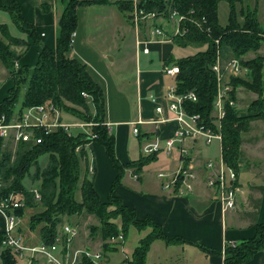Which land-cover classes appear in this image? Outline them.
Wrapping results in <instances>:
<instances>
[{
    "label": "trees",
    "instance_id": "obj_1",
    "mask_svg": "<svg viewBox=\"0 0 264 264\" xmlns=\"http://www.w3.org/2000/svg\"><path fill=\"white\" fill-rule=\"evenodd\" d=\"M32 3L33 0H30ZM225 1L229 6V14L225 26L218 21V3ZM245 0H144L143 8L149 11L160 12L169 3L188 20L182 24L186 32L175 35L171 45L180 49L195 50L194 54L173 60L169 52L164 64L178 66L179 72L175 77L176 94H185L193 91L197 101L184 103L189 114H200L206 118L212 111V104L216 96V79L212 71V64L220 50L224 59L236 57L248 70L245 77L231 80L233 91L231 98L235 99V89L243 87L258 94V98L249 103L246 115H239L236 107L226 106V115L222 120V157L226 165L238 173L241 160V134L250 128L252 120H264V98L262 99V68L264 57L257 56L243 60L249 51H257L264 43V34L256 20L255 9L237 11V4ZM258 1V0H255ZM63 7L57 21L56 45L54 49L43 46L39 40L38 32L33 23L24 20L20 6L15 0H0V11L3 10L10 16L12 24L26 34L29 39L42 45L38 60L32 67L19 66V55L24 52L29 43L10 34L6 24L0 25V66L4 67L8 77L12 80V87L7 90V95L0 102V117L11 116L16 111L35 104L51 100L61 109L64 107L76 117L85 122H94L91 134L95 137L87 139L86 133L77 136L65 130H57L48 135L42 134V143L20 142L15 146H3L0 139V200L7 198L11 193L22 195L23 205L13 211L19 217L23 216L26 208L35 207L38 203L34 194L23 184L29 177L32 185L38 183L40 205L42 211L34 214L29 220V229H40V242L52 245L56 238L63 217L87 213L95 216L98 226L91 227L92 236L98 234L102 244V252H110L116 247L109 244L112 237L122 234L125 240L128 231L134 227L137 231L150 232L139 239V244L130 254L131 256L122 264H145L147 253L156 240L163 241L166 245L182 244L184 239L166 237L162 226L155 223L149 216L137 218L136 211L129 209L121 199L113 195L116 187L121 185L122 177L126 170L133 169L139 173L142 167L156 159V154L149 156L140 155L135 161L122 163L115 154V140L105 124V97L101 86L89 75L86 65L71 58L74 33L77 29L78 7L89 5L111 4L118 8L127 21H131V4L122 1L114 3L110 0H61ZM47 5V4H46ZM49 6V5H48ZM42 10H47L46 7ZM242 15L243 23L237 21ZM204 17L205 22H202ZM201 22L202 27H209L208 32H202L194 22ZM218 41L216 45L215 41ZM22 46L21 52L13 47ZM23 94L21 100L19 96ZM87 97V98H86ZM88 98L91 99L94 113L90 112ZM70 103L74 109L64 105ZM79 107V109L75 108ZM149 134H140L138 138L149 139ZM93 141L103 146L105 155L109 158L116 176L111 182L108 201L101 202L98 198L93 178L88 179L85 170L81 178L80 165H86L85 145ZM13 149V150H12ZM48 157L44 167L39 165L40 156ZM32 170V173L30 172ZM80 192V200L75 199ZM4 233H0V264H17L12 250L1 245ZM254 237L239 243H226L222 264H243L250 261L258 252L264 253V223L257 224ZM206 253L221 252L209 250L198 244ZM82 264H93L91 260L83 258Z\"/></svg>",
    "mask_w": 264,
    "mask_h": 264
},
{
    "label": "crops",
    "instance_id": "obj_2",
    "mask_svg": "<svg viewBox=\"0 0 264 264\" xmlns=\"http://www.w3.org/2000/svg\"><path fill=\"white\" fill-rule=\"evenodd\" d=\"M16 1L20 6V12L24 20L28 23H33L34 27H36L41 44L50 49H54L56 45V26L62 9L60 2L58 4V2L56 3L57 0H33L34 3L30 0ZM236 6L239 14L241 10H246L248 8L255 9L256 20H258L259 28L264 34V0H245L243 3L237 4ZM44 7H46L47 10L43 11L42 8ZM217 7L218 21L220 12L228 18L229 6L227 3L225 1H220ZM78 8L76 9L77 29L74 33L72 49L68 55L85 64L89 75L103 90L106 112L105 124L109 126L110 134L115 136V154L118 160L122 163L135 161L137 157L131 159L130 154L124 149V147L127 146V140H125L123 136L121 127V125L131 127L129 125L131 119L128 111L127 98L123 95L121 87L117 88L116 85L111 82L110 74L107 72L106 68L107 65L104 64L103 66L104 58H111L110 62H113L115 61V57L110 56L106 53L107 51H103L105 53H102L101 51L95 52L92 49L89 35H86L82 30L80 24L82 22H80ZM8 20L10 26L6 23L2 24L8 26L7 28L10 34L30 44L24 52H21L22 46L13 47L16 53L21 52L17 64L19 66L32 67L38 60V54L42 49V45L33 43L26 34L20 31L15 33V29H18L14 27L10 19ZM237 21L241 24L243 23L244 20L242 15H238ZM219 23L225 26L228 21L226 20V22L224 21L223 23L219 21ZM158 46H160L159 49L162 51V53L159 54L160 68H147L145 69L146 71L143 72L147 77H143L140 80L139 77H136L138 116L145 120L155 117L153 105L148 99V94L153 93L160 95L165 90L166 86H168L162 79L164 76H167H163L160 70L169 52H164L163 44ZM153 48H155V44L150 46V54L154 51ZM147 55L140 54L138 57L139 63L141 56ZM257 56L264 57V44H262L257 51H249L248 54L243 57V60L252 59ZM135 58L137 59L136 53ZM148 63L149 65L153 63L151 58L147 60V64ZM261 77V92L263 99L264 64ZM3 79H5V83L0 92V95H2L1 100L7 95L3 96L4 89L6 88L7 91L12 87V80L8 77L4 67L0 66V81ZM170 79L173 80V78ZM257 98L258 94L256 92L246 90L243 87H237L235 89L234 107H236L239 115H246L249 103ZM109 104L111 107L113 106L115 112L110 111ZM116 105H119L121 108L119 107V110H117L115 108ZM144 105H146L147 108L152 106L153 110L152 114L146 118L142 115ZM164 127V131L160 130L155 134L153 133L155 131V126H143L141 131L151 133L152 136H150L149 139L145 137L142 138L144 143L141 146V150L146 143L153 141L154 137L157 135L161 138L170 136L173 132L174 125L170 124ZM135 136L138 138V135ZM241 136L242 140L239 148V150H241V160L239 163L240 169L237 173V185L240 191L237 195L234 210L223 211L214 191L206 186L205 173L202 171H198V177L194 180L191 192H186L182 188L179 193L178 186L174 189H163L164 182L160 180L157 175L159 173H167L171 176L177 171L179 168V156L176 153L170 156L167 155V159H169L168 162L159 166L151 181L145 179L143 181L141 171L135 173L133 169H128L131 182L125 183L124 181L125 184L121 183V185L115 188L113 195L121 199L123 204L129 209L136 211L137 218L149 216L155 223L161 225L163 234L166 237L185 240L182 244L175 245H166L161 240L154 241L147 253L145 264H149V261H152V264H222L224 259L223 251L226 243L236 244L242 240L254 237L256 225L264 223V120H252L249 130L242 133ZM96 144L97 143L93 141L88 145V154L93 155L91 156L92 165L94 166L93 184L100 201L107 202L112 184L111 182L115 178L116 172L112 168L109 158L104 155L103 146ZM203 146L204 145L199 142L187 143L188 150L191 157L194 158L195 163H203L206 161L202 156V152L204 151L201 147ZM160 153L163 152L155 153V160H158V155ZM174 156L176 160L172 159ZM170 159L175 162L173 167L170 165L172 163ZM134 176H136V178ZM21 218L23 219V216ZM21 223L22 222H20L17 229L18 233L22 235L24 239H27L28 234L23 233L24 230L21 228ZM4 227L5 218L0 214V233L4 232ZM132 230L136 229L131 227L128 234ZM39 232L40 229L37 228L38 243L40 242ZM141 232H144V234L140 239L147 235L150 230H141ZM198 244L209 250L212 249L221 252L222 255L217 253H206L198 247ZM86 248L93 249L90 246H86ZM134 249L135 248H133L132 251ZM243 264H264V253H256L250 261Z\"/></svg>",
    "mask_w": 264,
    "mask_h": 264
},
{
    "label": "built area",
    "instance_id": "obj_3",
    "mask_svg": "<svg viewBox=\"0 0 264 264\" xmlns=\"http://www.w3.org/2000/svg\"><path fill=\"white\" fill-rule=\"evenodd\" d=\"M116 1V0H114ZM131 4V21L134 28L135 53L137 56L136 67L139 73L140 54H150L152 44H171L175 35H182L186 29L182 24L188 18L180 14L169 3L160 11H149L143 8L144 0H117ZM168 1V0H166ZM205 22L204 17L201 19ZM202 31L208 32L209 27H202L201 22L191 20ZM172 27L169 28V25ZM218 45V41H215ZM161 74L173 80L179 72L178 66L162 63ZM212 71L216 79V96L212 104V111L206 118L200 114H189L184 103L197 101V95L191 91L185 94H176L175 82L166 86L160 95L148 94V99L153 105L155 117L148 120L140 116L134 122H130L133 135L149 134L141 131L143 126H155L157 133L164 131L165 125L173 124V132L170 136L161 138L159 135L153 141L142 147V152L149 156L152 153L163 152L167 155L176 153L179 156L177 171L171 176L167 173H159L157 176L163 180V189L176 188L178 192L184 189L191 192L194 180L198 177V171L205 173L206 186L211 188L217 196L218 203L223 211L234 210L238 192L237 174L233 168L226 165L222 157V120L226 115V106L234 107L235 100L232 99L233 91L231 80L237 77H245L248 70L236 58L224 59L220 50L212 64ZM67 116L55 102L47 100L41 104H35L16 111L11 116L0 117V139L3 146H15L20 142L42 143V134L48 135L57 130H70L73 126L87 129L83 123H72L66 121ZM88 125V124H87ZM70 133V132H69ZM88 135L87 139L92 140L94 134ZM71 134V133H70ZM199 142L204 146L218 142L220 155L217 159H208L203 163H195L187 147V143ZM89 144L85 146L88 147ZM94 173V166L89 169ZM136 178V176H134ZM180 193V192H179ZM34 200L40 201V193L36 189L33 192ZM22 199L17 198L13 193L0 200V214L5 218L4 236L1 245L10 248L20 264H32L38 258L44 259L47 264H82L83 258L91 260L93 264H101L103 256L101 250L92 252L88 249H74L72 239L77 237L78 232L68 227H62L52 245L39 242L37 245L28 244L16 233L21 222V217L13 211L22 207ZM14 232V233H13ZM109 243H124L122 234L112 237Z\"/></svg>",
    "mask_w": 264,
    "mask_h": 264
},
{
    "label": "rangeland",
    "instance_id": "obj_4",
    "mask_svg": "<svg viewBox=\"0 0 264 264\" xmlns=\"http://www.w3.org/2000/svg\"><path fill=\"white\" fill-rule=\"evenodd\" d=\"M116 1L110 0V2L112 3ZM57 2L58 4L60 2L62 8L63 3L61 2V0H57L56 3ZM78 11H79L80 22H82L80 23L82 26V30L86 33V35H89V38L91 39L90 46L92 47V49L95 52L101 51L102 53H105L103 51H107L106 53H108L110 56L115 57V61L113 62H110V59L107 57L104 58L103 66L104 64L107 65L106 68H107V72L110 74L111 82H113L117 88L121 87L123 95L126 96L127 98L128 111L131 119L130 121L132 122L136 120L138 116V110H137L138 106H137V96H136V88H137L136 77L137 78L139 77V80L143 77H147V75L143 74V72L146 71L145 69L147 68H151V69L160 68L159 54L162 53V51L159 49L160 46H158V44H155V48H153L154 51L150 55L141 56L140 63L138 65L139 73L137 74L134 28L133 25L127 21L126 16L120 10H118L117 7L111 4H106V5L102 4V6L94 4L87 6L86 8L79 7ZM8 19H10L9 14L1 10L0 24L6 23L8 26H10V22ZM226 20H227V16H224V14L220 12L219 21L223 23L224 21L226 22ZM171 27L172 24L169 25V28ZM18 31L19 30L15 29V33H18ZM262 44L260 46H262ZM22 48L24 49V47ZM163 49L164 52L168 51L172 54L174 61H176V59L178 58L186 57L189 56L190 54L195 53V50H193L192 48L180 49L176 46H172L171 44L170 46L169 44H163ZM150 58L152 59L153 63L149 65V63L147 64V60ZM162 79L166 85H170L174 83V80L170 79L168 76L167 77L164 76ZM4 83H5V79L0 81V92L2 91L1 89L4 87ZM6 94L7 91L5 88L3 96ZM22 94H23V90L21 91L19 100H21ZM1 96L2 95H0V100H1ZM87 104L89 106L90 112H93L94 109L91 99L88 98ZM64 105L69 109H74V107L66 101H64ZM119 107H120L119 105L115 106L117 110H119ZM75 108L80 110L79 107H75ZM109 109L112 112L114 111L113 106L111 107L110 104H109ZM142 110H143L142 115L144 118L149 117L153 112L152 106H149L147 108L146 105H144V108ZM64 112H65V116H67L66 121L76 124L77 123L85 124V126H87L86 127L87 132L91 134V128L95 126L96 123L94 122L89 123L79 119L72 112L67 110L65 107H64ZM119 112H123V111H119ZM121 127H122L123 136L125 137V140H127V146H125L124 149L126 152H128V154H130L131 156L130 158L134 159L136 157L138 158L140 155H145L141 150V146L144 143V141L142 138L138 139L136 136L133 135L132 126L129 127L126 125H121ZM107 128L108 131H110L109 126H107ZM86 130L83 127L73 126L70 128L69 132L74 136H77V134L79 133H83V132L85 133ZM113 137L115 136L113 135ZM96 145H98V143ZM218 147H219L218 142H214L210 145L201 147V149L204 151L202 152L203 159L207 160L208 158L211 159L218 158L220 154ZM84 149L86 152L87 162L86 165L84 161L81 162L80 165L81 178L83 177L86 170L88 173V179H92L94 174L91 173L89 169L90 167L93 166L91 161V156L93 155L88 154L89 152L88 147L85 146ZM47 159L48 157L46 155L40 156L39 165L41 167H44L47 162ZM172 159L176 160V157L174 156L172 157ZM172 159H170L172 162L170 165H172L173 167L175 162H173ZM168 160L169 159H167L166 153H160L158 155V160L151 161L149 164L143 166L142 167L143 169L141 171L143 177L142 180L144 181L145 179L151 181V179H153V175H155V172L159 168V166L164 165L166 162H168ZM30 172L32 173V170H30ZM129 175H130L129 170H126L122 177L121 183H124V181L125 183L131 182ZM23 184L28 189H30L32 193L34 192V190L38 188L37 186L38 183L36 185H32L29 180V177H26L23 180ZM14 195L17 198L22 199V195L18 193H14ZM79 198H80V192H77L75 195V199L79 201L80 200ZM36 201L38 202L36 206L31 208H26L23 213V219L21 218V222H22L21 228L22 230H24L23 233L28 234L27 239H24V237L20 235L18 232L16 233L19 237L24 239L25 242L32 245L38 244V234L36 233V231H32L31 229H29L28 222L32 215L37 214L43 209L39 201L38 200ZM97 223L98 221L95 216L89 215L87 213H81L80 215L76 214V215H69L63 217L62 223L58 225V228L60 230L62 229V227L67 225L68 227L73 228L78 232L77 237H74L72 239V245L74 249L85 248L92 252H96L101 250L102 241L98 234L92 236L90 230L91 227L98 226ZM143 234L144 232L137 230L130 231L128 237L124 240V243L112 244L113 246L116 247L114 250H110V252H105V253L101 251L102 253L101 255L103 256V258L100 261V263L120 264L121 262L125 261V259L130 257V252L132 251V249L139 244L140 241L139 239ZM85 245L90 246L93 249L86 248ZM17 264L20 263L17 261ZM32 264H47V263L45 262L44 259L38 258L37 262L36 261L32 262ZM149 264H152V261H149Z\"/></svg>",
    "mask_w": 264,
    "mask_h": 264
},
{
    "label": "water",
    "instance_id": "obj_5",
    "mask_svg": "<svg viewBox=\"0 0 264 264\" xmlns=\"http://www.w3.org/2000/svg\"><path fill=\"white\" fill-rule=\"evenodd\" d=\"M111 60V58H109Z\"/></svg>",
    "mask_w": 264,
    "mask_h": 264
}]
</instances>
